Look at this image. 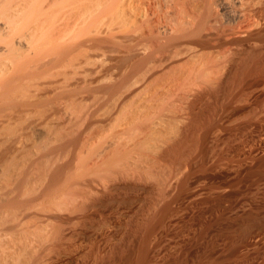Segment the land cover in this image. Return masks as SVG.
Returning a JSON list of instances; mask_svg holds the SVG:
<instances>
[{
    "label": "bare ground",
    "instance_id": "bare-ground-1",
    "mask_svg": "<svg viewBox=\"0 0 264 264\" xmlns=\"http://www.w3.org/2000/svg\"><path fill=\"white\" fill-rule=\"evenodd\" d=\"M34 1L35 0H0V44L3 46L2 49L0 48V110H4V108L7 109L9 107L17 108V109H21V108L24 109L25 108L24 110H27V109L29 110L31 108H35L33 106L40 105L39 100H41V103L45 105L46 103H45L44 99H46L48 97L44 96L46 98L43 97L44 98L43 99V98H41L42 97L41 96L40 99H38V100H35V99L37 97L39 98V96H38L39 94L42 95L43 92L46 93L45 92L46 90L55 86V83H57L56 80L53 83L54 85H52V82L49 81V79L53 80V78H54V77L50 78V75H51L50 72L55 66H57L58 63L63 64L62 62H65V57L68 56V54L70 53V50H71V48L68 46L69 42L67 43V38H66L67 32H68L67 26L69 25V23L67 22L68 19H66V17H65V21L64 20L60 21L61 23H62V21L65 22V24H62L64 28L62 27L61 30L59 29V31L57 33H51L50 28H51V22H52V16L53 15L51 16V13H49L51 11H49L47 13V11H48V10L46 11L47 7H46V9L44 7L43 8L40 7L38 9L39 10V12H37V14L39 13L38 15H40L44 10L45 11L40 16H38L37 19L35 18L36 20H34V22H35L34 26L30 27V28H32L31 32H30V28H29V32H30V34L28 35L29 37L27 36L25 38L26 34L24 35V38L22 37L23 39H25V42L23 44L24 45L23 50L20 51L18 48L15 47V45L13 46V41L8 42L7 37H5V38H7V40L4 39V37H2V34L7 35V36H9V35L13 36V34L11 35V33H14V32L16 33V30L19 29L21 22L26 17L28 18L29 16H31L29 13H32V11L30 9H32V5L34 4ZM38 1L40 2V0H37L35 2H38ZM99 1H97V2L100 3ZM118 1L119 0H117V2ZM135 1L143 2L144 8L142 7V9H138L139 8V6H138L137 10H134V12H133L134 14L131 13L134 15V16L132 15L133 18L131 20L134 23V25H133L134 30L131 29V30H133V31H131V33H130V31H128L129 29L128 30L125 29V27L128 26V24L126 25V23H125L127 18L124 20V17L121 16V17H118V19L120 20V21H118V23L119 24L121 23L122 24L121 26H119V25L116 26L115 25L117 23L116 21H115L116 23H113L116 26V27H114L115 30L112 27L113 21L112 22L109 21V23H111L110 28H113V29H111V30L107 29L108 31H106V34H107V32H109L107 40H106V38L104 40V39L99 37V36H101V33L99 34V36L97 38H100L101 41H103V42L108 41V39L113 41V42H111L112 44H110L112 46H111V50H109V51L111 52V54L112 53L118 54L117 52L119 51L120 46H119V42H116V39H117L118 33H120V35L123 34L122 37L120 36L121 40L122 39L123 40L124 39L129 40L132 43L131 47H132L133 51L131 50V52L132 53H134V51H135V53L137 52V54L134 53L135 57L138 58L137 61L134 60L136 62L135 66H137V67L142 66L150 58V55L148 53L142 52L139 54V51H138L140 49V47L142 45H144L145 42H147L146 39H148V41H152V42L155 41L156 43L161 44V45L158 44L159 45L158 48L163 49V50H164V47L169 46L167 44H171V43L173 44V42L176 40H178V42H180L181 44H189L191 46L194 45L193 47H202V48L206 47L207 48L208 45H211V46H219L218 48H220L221 46H224L227 44H229V45L230 44H236V46H237V43H239V41L237 40L236 37L239 34H241V33H239V32H241L240 30L245 29V31H243V30L242 31L248 33V35H249V33H251V31H253V30L255 31L256 29H254V28L257 27L258 28L257 33H259L258 37L260 36V38L264 41V22H263L264 19H262L263 18L262 15H263V11H264V3H263L264 1L263 0H239V4H237L238 6L236 8H238V10L240 11L241 17L240 16L239 17L242 19V21H241V23H237V24H240L242 26H239L238 28L231 27V29L227 28V29H224L222 31L219 30L220 28L218 29L214 26V21L216 20L217 17L215 14H213L214 13L213 8H214L217 0H166L167 2L171 3V6H173V8H174L173 9L168 5L170 10L172 9V11H174L173 12L174 13V16H173L174 19L171 18L173 20V21L171 20L172 23H170L171 21L170 22L164 21L166 23V25H165V29L161 28L163 30L160 29L161 25L159 26V23H157V20L153 21V20H151V17H150L152 12L154 15L153 8H155V7H153V6L162 3L163 0H135ZM46 2H47V0H46ZM44 3H45V1H44ZM52 3H51V5H52ZM82 3H83V1H82ZM134 4H135V2H134ZM166 4H168V3H166ZM35 6H37V5H34V8L36 9L37 7H35ZM40 6H42V5H40ZM53 6L56 7V5H53ZM58 6H59V4H58ZM58 6H57V8L59 9ZM85 6H86V8H85ZM85 6H84V8H81V10L83 9V11H84V10L88 9L87 5H85ZM90 6H91V3H90ZM101 6H102V4H101ZM52 7H50V9ZM55 7H53V10ZM116 7H115V9H116ZM34 8L32 10H34ZM91 8H92V6H91ZM100 9H101V7H100ZM119 9H120V7H119ZM159 9L161 10L160 7H159ZM234 9H235V7H234ZM41 10H42V12H41ZM88 10H90V9H88ZM157 10H158V8H157ZM170 10H169V12H170ZM125 11H127V10H125ZM239 11H237V12L239 13ZM55 12H57V11L55 10ZM97 12H99V10ZM117 12H119V11H117ZM34 13H36V12H34ZM124 13H127V12H124ZM167 13H168V11H167ZM234 13H235V11H234ZM80 14H82V13H80ZM77 15H79V14H77ZM90 15H92V14H90ZM119 15H120V13H119ZM34 16L35 15H33V18H34ZM65 16H67V15H65ZM73 16H74V14H73ZM157 16H159V15H157ZM55 17H57V15ZM69 17H70V14H69ZM114 17H116L115 14H114ZM27 18L25 21L28 20ZM55 19L57 20V18H55ZM83 19L84 18H82V20ZM32 21L33 20H31V23H32ZM23 24L25 26V23H23ZM244 24H247V25L243 26ZM27 26H28V24H27ZM94 26H96V25H94ZM108 26H109V24H108ZM108 26H107V28H108ZM59 28H61V27H59ZM252 28H253V30H251ZM115 31H117V33ZM17 35H18V33H17ZM17 35H15V36H17ZM243 35H244V33H243ZM93 38H96V37H92V40H93ZM89 39H87V40L90 41ZM100 39H99V41H96V43L101 42ZM163 40L166 41V43H165L166 46H164L165 44H162L161 41H163ZM119 41H120V39H119ZM11 42H12V44H11ZM20 42H22V41H20ZM174 44L176 45V42H174ZM240 44H242V43H240ZM211 46H208V47H211ZM144 47H145V45H144ZM167 49H168V47H167ZM174 49H176V48H174ZM155 50H156V48H155ZM155 50H154V52H155ZM194 50H195V48H194ZM175 51L177 52V50H175ZM175 51H174V53H175ZM188 51H190V50H188ZM197 51H199V50H197ZM105 54H107V52ZM142 54H143V56H142ZM152 54H153V52H152ZM258 54H262V53H258V52L256 53L255 52V53H252L248 56L246 55L247 57H245V59L242 58L243 60L241 61V63L239 62L240 65L238 67H236L235 69L230 67L233 70L231 72L229 71L230 72L229 75L226 74L228 77H226V75H225V77H226V78L224 77L225 81H224V83H222L220 88L226 90V92H229V94H230L231 87H233V86L240 87V85H241V88H242V85L245 81V78H247L248 75H250L254 72L256 73L255 70H258L259 72L264 70V56L261 57ZM263 55H264V53H263ZM105 56L107 57V60H109V55L108 56L105 55ZM105 56H104V58H106ZM110 59H112V56ZM105 61L102 60V62H105ZM98 62H100V61H98ZM65 63L68 64L69 61H68V63H67V61ZM65 65H64V68H65ZM105 66L103 64L101 65V70H99L100 71L99 73H101V75H100L101 77H99V79H102L104 82H107L109 69L107 67L108 65L106 67ZM69 67H70V65H69ZM62 71H63V69H62ZM252 71H254V72H252ZM64 72H66V70ZM112 73H114V72L112 71ZM89 74H86V75H89ZM110 76H111V74H110ZM57 77H56V79H57ZM64 78H66V77H64ZM69 78H68V80H69ZM258 80H259V78H258ZM57 81H58V79H57ZM246 81H248V80H246ZM104 82H101V85L99 86L100 91H98V93L101 92V93H105L106 96L108 95L107 97H109V99H107L108 101L105 102V103H107L109 101L110 102L113 101V98L116 96V94L118 93V90H120L121 88H120V85H118L119 83L117 84V82H116V84L115 83L109 84L110 82L107 84ZM85 83H87V82H85ZM59 85L60 84H58L57 86H59ZM255 85H256V83H255ZM97 87H98V84H97ZM54 88H57V87H54ZM54 88H53V90H54ZM228 88L230 90H227ZM51 90H52V88H51ZM51 90H48V92ZM91 90H92V88H91ZM91 90L88 87L85 89V91L88 92L89 95L92 94L93 90L92 91ZM229 94L227 93V95H229ZM70 95H73V94L71 93ZM199 97H197V98H199ZM116 98H118V97H116ZM197 98L194 101L192 100L189 103V108L187 107V110L190 109V111H191L189 115L187 114L188 117H185L186 115H184V116L179 115L180 116V117H178L180 119V126H178L179 128H177L176 125H175L176 126L175 128L173 127L174 125L172 126L174 120L176 121L178 118H176L174 116L171 117L172 114L170 112H168V113H170L171 115H169V116L166 115V114H168V113H166V110H168V109H165V107H163L164 104H161L162 102L158 99L157 95H152L151 97H149L148 99H146L142 103H140V104L138 103L139 105L137 104V106H134V105L133 106L130 105L131 107L126 106L127 110L124 108L126 104L123 105L121 103L123 106H121L122 109H120V106L117 105V101L114 100L115 103L113 102L112 103L113 105H111L107 109V111H105V113L102 112L103 115L100 114L102 116L98 115V118L95 120H94L93 116L95 115V113L97 111L94 113L92 112L93 114L87 112L88 115H87V117H85L86 119H85V123H84L85 127L89 129V128H92L93 126H95L96 131H94V132L96 133V136L92 133L91 134L89 133L87 135L88 136L87 139H85L86 140L85 142L87 145L90 144V142H92V144H93V141H95V139L97 137V138H99V140L96 143V144H98V146L96 148L95 144H94V146L88 145L91 147V148L89 147L90 149L95 147V148H93V150H90L87 146H85V147H87V149H89V150L86 149L85 153L87 155L83 152V151H85V148H84V150L82 152L85 154V156L80 154L81 158L79 161H77V162H81L82 157L84 156L82 163L81 164L78 163L81 167L79 168V166H77V167L75 166L77 169H80V170H77L75 168L76 172L68 175V177L65 179L66 181H64L65 183H63L64 185L60 183L62 176H63V173H64V168H62L63 166L56 167V168L53 167V169L51 170L49 165L46 164L43 167V169H41L42 172L44 171L43 173H45V172L47 173V171H48L49 176H50L49 179L51 180V181L50 180L49 181L52 183L50 185H53L52 188L51 187L49 188V190H51L50 191L51 196L53 197L51 199V202H50L51 205H49V203H48L49 207L46 206L47 208H45V209L40 208V209H43V210H41L42 212L39 210L40 213H44V214H37V212H36L37 215L36 214L33 215L34 213L27 212V209L25 210L24 207L29 204V201L27 200L28 201L27 204H26V202L25 203L22 202V204H20L21 203L20 200H18L14 195L12 196V193H10V190H9L10 189L9 186H11L10 181H7L5 184H4V182H5L4 181L2 185L0 184L1 185L0 186V264H37V262H38L37 256H39V255H38V251L35 249H39V250L41 248L43 249V245H46L47 241H49L50 244L52 242L51 246H54L53 247L54 249H56L58 246H60L62 244V242L65 239H67L65 237L68 235L67 232L69 233L70 230L67 231L66 228L69 226L68 224L71 225V223H73L72 220L74 219V217L76 215L79 217L78 214L81 215L82 212H83V214H85L84 211H86L87 209H90V207L91 206L93 207V205L95 206L96 203L99 202L103 197H105L106 194H110V192L117 189V187L119 185H122L123 183L129 182L132 179L134 182H136V180L140 178L139 179V182H140L141 176H143L142 171L144 172V169L146 167H148L150 165V163L152 164L151 161H155L153 159H155L156 156H157V158H158V156H160L163 159L169 158V157L173 158L175 160L180 159V162L184 161L185 163L187 162V163L192 164L193 161L190 162L191 159L195 160V158H196V157L195 158H192V157L197 156V155H198V157L200 155H204V156L207 155L206 154L207 150H205V148L209 143L212 128H213V126L215 127L214 123H216L217 121L216 122L211 121L212 118H211L210 114H207V115L211 119L208 116L204 115V113H202L197 108V101L200 99V98L199 99H197ZM157 99H158V101L161 102L160 104L157 101ZM47 101H48V99H46V102ZM154 101H156V104L158 102V104L162 105V107L157 106L158 104L157 105L155 103L153 104ZM49 102H50V100L47 103H49ZM71 102H73V100ZM103 103H104V101H103ZM70 104H72V103H70ZM96 104H98V103H96ZM118 104H120V103H118ZM168 104L169 103H167V105ZM99 105L96 107H99ZM107 105H109V103ZM127 105H129V104H127ZM167 105H165L166 108L168 107ZM42 106H41V108H43ZM72 106H73V104H72ZM172 107H174V106H172ZM87 109H89V107ZM172 109H174V108H172ZM124 110H126V111L124 112ZM170 110H168V111H170ZM102 111H103V109H102ZM188 113H189V111H188ZM207 113H209V112H207ZM255 113H257V112L255 111ZM258 113H260V112L258 111ZM38 115H39V113H38ZM75 115H77V114H75ZM258 115L255 116V114H254L255 117H257ZM261 115L262 114L260 113V116ZM263 115H262V117H263ZM250 117H252V116H250ZM263 118H262V121L264 120ZM38 119H39V117H38ZM168 119H170V120H168ZM260 119L261 118H259V120ZM48 120H49V118H48ZM53 120H54V118H53ZM167 120L171 124L170 125L169 123H167V125H170L171 127H173L171 130L175 131V134L179 133L180 137H178V140L176 139V141L173 144L170 143V140L172 139L171 138L169 140V143H168L170 145L168 146V144H167L166 146H168V147L161 150V148H163V147H161L160 144L163 145L164 142L167 139H169L168 137L170 136V135H168L169 133H167V137H165L164 134H165L166 130L163 131L164 125H166L164 123H166ZM260 121L257 122L255 120V118L254 119L250 118L249 120L247 118L246 121H243L241 123L238 122V124H235L234 122H232V124H231V121H230V123L225 122V121H224V123H221L222 126H220V127L226 129V135L225 136H227V137L225 139L226 140L228 139L226 142V146L223 148V150L224 149L225 150L222 151L221 153H218L217 160L214 161V159H213V162H210L211 160L208 161L206 158L205 159L202 158L204 160L202 161V163H200L201 162V160H200L199 161L200 165L198 167L196 166V168H195V166L194 167L189 166L190 164L188 165L186 163V166L188 165L190 167V170L187 171L186 174H184V176L182 175L183 177L181 176L182 178L180 177V179L175 184L173 183L174 186H172V187H175L174 189L176 190V194H174L175 196L173 195L174 200L177 201V199H181L182 196L183 197L185 196L184 199H187V200L189 199V202L191 204H193V203L197 204L198 209H199V211H197L198 212V215H197L198 221L196 222V227L194 230L195 233H193L194 236L192 235L193 239L191 240V243H194L195 245L194 244L193 245L195 247H196V245H200V246L202 245V246L198 251H194L193 254L191 253L193 255L191 257V264H264V205L261 204V205L256 206V207H253L251 205L252 206L251 209H249L247 211L242 210V212L241 211L237 212V209H236L242 203L241 202L242 200L245 201L242 198L240 199L241 201L238 200L239 197L243 196L242 195L243 192H249L248 195H250L251 194L250 192H254L255 189L260 188L261 185H264V137H262L263 134H261V135L259 134L260 135L259 137L257 136L258 134H256V136L258 138L256 136L253 137L252 135L248 136V135H250L248 133H250V132L253 133L252 129L254 130V128H257L255 126H258L259 125L258 123H260ZM262 121L260 124H262ZM40 122H41V120H40ZM73 126H75V125H73ZM259 127H260L259 131H260L261 128L263 129L264 125L263 126L261 125ZM22 128L23 127H21L20 129H22ZM11 130L13 131L12 128H11ZM11 130H9V131H11ZM16 130H17V127H16ZM245 131L248 132L247 133L248 135L243 134V136L245 135L244 139H243L240 137V135L242 133H244ZM259 131H257V132H259ZM263 132H264V130L263 131L261 130V132H259V133H263ZM224 134H225V131H224ZM8 135L3 140H2L3 137L0 139V160H2L4 158V156L9 154L13 149L17 150V148L19 147L18 144H20L19 139L16 136H13V134H12V136H8ZM14 135H15V133H14ZM18 136H19V133H18ZM93 136H95V137L93 138ZM246 136H248V137H246ZM91 140H93V141H91ZM160 142H163V143H160ZM9 155H11V154H9ZM43 156H44V154H43ZM205 157H207V156H205ZM42 164H44V163H42ZM147 170H145L146 175H144L143 177H146L148 175V172L150 173L148 175L149 177L151 174H153L149 170H148V172H146ZM196 170L197 171H203V172H213V173L219 172L220 175L223 176L222 177L223 181L219 182V184H217L216 186H213L214 185V183H213V185H211V187H210V191L208 190L209 188L206 189L209 191V193H207L208 192L207 191L206 194L204 193V191H205L204 189L195 188L196 186L194 187V189H190L189 188V186H190L189 185L190 184L189 178H190V175ZM22 173H24V172H22ZM3 176H5V174ZM136 177H137V179L135 180L134 178H136ZM23 178L24 177L20 178V181H22ZM13 181H14V179H13ZM137 182H138V180H137ZM58 183H60V184H58ZM56 184L60 185V186L58 187ZM130 189H132V187H130ZM28 192H31V191H28ZM257 193H259V191ZM13 194H15V193H13ZM28 198H30V197H28ZM31 200L32 199H30V201ZM174 200H171V201H174ZM247 200H248V198H247ZM243 204H245V203H243ZM45 205H47V204H45ZM38 208H39V206H38ZM35 209H37V208H35ZM35 209H32V210H35ZM242 209H243V207H242ZM29 210H31V209H29ZM173 211H175V210L173 209L171 203H166L164 206H162L158 209H155L152 213H150L151 212L150 211L149 212L150 214L148 213L149 214L148 217L143 218L142 220H137L136 222H134V224L130 227L129 232L126 235H124L123 237H121L120 241H118L115 244L116 245L115 247H113V248L111 247L112 249L110 250V253L108 254L106 252L108 254V255L106 254V257L108 258V260L107 259L104 261L99 260L100 263L102 262V264H103L106 261V262H108L107 264H153L154 261H156L157 251L154 249L156 246L153 244L152 238H153L156 230H158L159 227L161 228L163 224H165L166 222H170L169 217L173 213ZM83 214H82V217L84 218L85 215L83 216ZM77 216L75 217V219H77ZM84 220L87 221L86 218L83 219V222H84ZM47 221H48V225L50 228H51V226H53L52 231L50 232L51 233L50 236H49V232H48L49 230L48 231L46 230L48 228L47 227H46V229L42 228V226H43L42 224H44ZM76 221L80 222L81 220L78 218V220H76ZM79 222H77V223H79ZM81 222H80V224L83 223V222L82 223ZM49 223L52 225H50ZM65 225H68V226L65 227ZM74 229H76V228L74 227ZM44 230H46L47 232H45ZM76 230L73 231L72 234H69V235L70 236L74 235V234L76 235V232H77ZM261 230H263V231H261ZM102 232H103V230H102ZM46 233H48V238L49 239L51 238V240L47 239ZM81 233L83 235L84 232L81 231ZM77 235H79V234H77ZM84 235H83L82 239H81V236L80 237L74 236V237H76V238L78 237L79 239L83 240V238L86 237ZM107 235H108V233H107ZM103 236H105V235H103ZM74 237H73V240H74ZM100 237H102V236H100ZM92 239L93 238H91V240ZM94 239H96V238H94ZM87 240H88V238H87ZM72 242L77 243V242H79V240L77 242L76 241H72ZM92 242H93V240H92ZM95 242L96 241H94L93 244H96ZM218 242L220 244V247H218L219 246ZM83 243H84V241H83ZM74 244H71V245H74ZM40 245H42V246H40ZM85 245L87 246V244H85ZM89 245H91V244H89ZM48 246H50V245H48ZM76 247H80L79 243H78V246H76ZM76 247L74 246L73 248H71V247L70 248L75 250ZM81 247L82 248H77L78 250L77 249L76 250L79 252V250L82 249L81 251H83V244L81 245ZM84 248H85V246H84ZM90 248H91V246H90ZM196 248H198V247H196ZM48 250H49V248H48ZM93 250H95V249H93ZM93 250H91V252ZM36 251H37V255L35 254ZM41 251L42 250H40V252ZM77 251H75V252L77 253ZM186 251L182 252V255L175 257L174 260H172L171 264H180L181 261L188 260L189 259V256H188L189 251H187V252ZM99 254H101V253H99ZM40 258H41V256H40ZM97 258H99V257H97ZM101 258L105 259L103 256ZM83 259H84V257H83ZM42 261H44V260H42ZM99 261L97 260L98 263H96V264H100ZM68 262H69V260H68Z\"/></svg>",
    "mask_w": 264,
    "mask_h": 264
},
{
    "label": "rangeland",
    "instance_id": "rangeland-1",
    "mask_svg": "<svg viewBox=\"0 0 264 264\" xmlns=\"http://www.w3.org/2000/svg\"><path fill=\"white\" fill-rule=\"evenodd\" d=\"M35 1H37V0H35ZM35 1H34V4L32 5V9L34 8V5H37V6H35L37 8L36 9L34 8L35 11L30 9L32 11V13H29L31 16L28 15L30 18L26 17L28 20L25 21L26 20V18H25L22 21L23 23H25V26L21 22V25L23 27L20 25L19 29H18L19 31L16 30V33L15 32L11 33V35L13 34V36H10V35L7 36V35L2 34V37H4V39H6V40L8 38V42L13 41V46L15 45V47L18 48L20 51L23 50L24 49L23 44L25 42V39H23L24 35L26 34L25 35V38H26L30 34L31 29H32L30 27L34 26V23H35L34 20H36L37 17L40 16L45 11L44 10L42 12V10H41L42 13L40 12L41 14L38 15L39 14V13L37 14V12H39L38 9L40 7H42V8L44 7L46 9V7H47V9H46V11L48 10L47 13L49 11H51L49 13H51V16L53 15L52 16V22L53 23L51 22V28H50L51 33H57L59 31V29L61 30L63 27L62 24H65V22H64L65 17H66V19H68L67 22L69 23V25L67 26L68 32H67L66 38H67V43L69 42L68 46L71 48V50H70V53L68 54V56L65 57V62L67 61V63H68V61H69V63L68 64H66L65 62H62L63 64L58 63L57 66H55L56 68L54 67L55 69L53 68L54 70L52 69L50 72V74H51L50 78H52V77H54V78H53V80L49 79V81H51L52 85H54L53 83L56 80L57 83H55V86L51 87L52 90H51V88L48 89L51 91L48 92V90H46L45 91L46 93L43 92L42 95L39 94L38 95L39 98L37 97L35 99V100H38V99H40L41 96H42L41 98H43L44 96L48 97V98H46V97H44V98L48 99V101L50 100L49 103H47L48 101L46 102V99L43 98L45 103H46L45 104L46 106L41 103V100H39L40 101L39 103H40V105L41 104L43 105V106L41 105L43 108H41V106L38 105V106H33L35 108L29 109L30 111L28 109L24 110L25 108L24 109L21 108L22 109L21 110V109L11 108V107H9L7 109L4 108V110H0V139L3 137L2 138V140H3L5 137H7L8 134H9L8 136H12V134H13V136H16L19 139V143H20V144H18L19 149L18 148H17V150L13 149L9 153L11 155L7 154L4 156V158L2 160H0V184L2 185L4 181H5L4 184L7 181H10L11 186H9L10 187L9 190H10V193H12V196L14 195L18 200H20V202H21L20 204H22V202L23 203L26 202V204H27L28 201H29L30 205L32 204L31 205L32 207L29 204L26 205L25 207L23 206L25 208V210L27 209V212L34 213L33 215H35L36 212H37V214H44V213H40V211L47 208L46 206H48V203H49V205H51L50 202H51V199L53 197L51 196V193H50L51 190H49V188L50 187L52 188L53 185H50L52 183L50 182L51 180L49 179L50 176H49L48 171H47V173L46 172L43 173L44 171L42 172L41 169H43V167L46 164L49 165L51 170L53 169V167L56 168V167L63 166L62 168H64V173H63V176H62L60 183L61 184L65 183L64 181H66L65 179L68 177V175L75 173L77 166H79V168L81 167L79 164L82 163L83 157L86 154L85 152H86L87 147L89 148L90 146H94V144L96 145L95 146L96 148L98 146V144H96V143L99 140V138H97V137H96L95 141H93L94 139L91 140V141H93V144H92V142H90V144H88L90 146H88L85 142L86 141L85 139H87V137H88L87 135L89 133L90 134L92 133L96 136V133L94 132V131H96L95 126H93L94 128L92 127L89 129L85 127V124H84L85 119H86L85 117H87L88 113H92V112L94 113L97 111L95 113V115L93 116L94 120L97 119L98 115L102 116L103 115L102 112L105 113V111H107V109L111 105H113L112 103L113 102L115 103V101H117V105L120 106V109H122L121 106L126 104L124 108L127 110L126 106L127 107L128 106L131 107L130 105L137 106L138 103L139 104L142 103L143 101H145L146 99H148L152 95H157L158 99L162 102L161 103L157 99L159 104L160 103L164 104L163 107H165V109H168V110L171 109L170 111L166 110V113L170 112L172 115L170 113H168L166 115L167 116L171 115V117L174 116V117L178 118V117H180L179 115H181V116L186 115L185 117H188V115L191 112L190 109L187 110V107L189 108V103L192 100L194 101L197 97L200 96L199 97L200 99L197 98V99H199L197 101V108L202 113H204V115H206V116H208L207 114H210V116L213 120L209 116L208 117L211 119V121H213V122L217 121V122L214 123L215 127L213 126V128H212L209 143L205 148V150H207L206 151L207 155H205V156H207V157H205L204 155H200L198 157V155H197V156L192 157V158L196 157L195 160L191 159L190 162L193 161L192 164L186 162L188 165L190 164L189 166H193V167L195 166V168H196V166L198 167L200 165L199 161L201 160L200 163H202V161L205 158L208 161L211 160L210 162H213V159H214V161L217 160L218 153H221L222 151L225 150V149L223 150V148L226 146V142L228 139L227 140L225 139L227 137V136H225L226 135V129L220 127V126H222L221 123H224V121L230 123V121H231V124H232V122H234L235 124H238V122L241 123L243 121H246L247 118H248V120L250 118L251 119L255 118V120L257 122H259L260 120L262 121V118L264 117V115H263L264 114V70H262L261 72H259L258 70H255L256 73L254 71H252L254 73L248 75L247 78H245V81L242 85V88H241V85H240V87L233 86V87H231V90L228 88L227 90H230V94L232 93L231 95L229 94V92H226V90L220 88L222 83H224V81H225V79H224L225 75L226 74L229 75L233 69L238 67L240 65L239 62L241 63V61L243 59H245V57H247L248 55L255 53V52L256 53L257 52L262 53V54H258L261 57L264 56L263 55V53H264V41L260 38V36L258 37L259 33H257V31H258L257 27L254 28V29H256L255 31L252 28L251 30H253V31H251V33H249V35H248V33L243 32V31H245V29H242L243 31L240 30L241 32H239V33H241L242 35L239 34L236 37L237 40L239 41V43H237V46H236V44H230L231 46L229 44H227V45H224L225 47L221 46L220 48H218L219 46H211V45H208L211 47L207 46V48L206 47L205 48L193 47L194 45L191 46L189 44H181L180 42H178V40L174 41V42H176V45L173 42V44L172 43L167 44L169 46H166V44H165L166 41L163 40L161 42H162V44H165L164 46H166V47H164V50H163V49L158 48L159 45H161V44L156 43L155 41H153L154 42L153 43L152 41H148V39H146L147 42H145V41H144L145 43L143 42L145 47H144V45H142L138 51H139V54L142 52L148 53L150 55V58L142 66L137 67V66H135L136 65L135 61H137L138 58H136L134 55L135 51H134V53L131 52L132 43L127 39L121 40V37L123 35L122 33H121L122 35H120V33H118V36L116 39V42H119V46H120V49L117 52L118 54H116V53L111 54V52L109 51V50H111V46H112L110 44H112L111 42H113V41L108 39V41L103 42V41H101L100 38H102L104 40L106 38V40H107L108 33H109V32H107V34H106V31H108L107 29L111 30L118 25L119 26L122 25L121 23L120 24L118 23V21H120L118 19V17H121V16L124 17V20L127 18L125 23H126V25L128 24V26L130 28L127 26V27H125V29H127V30L129 29L128 31H130V33H131V31L134 30V28H133L134 23L131 21L133 16H134L133 12H134V10H137L138 6H139L138 9H142V7L144 8L143 2H141V1L139 2V1H135V0H121V1L119 0L118 2H117V0H104V1L103 0H100V1L99 0H96V1L95 0H85V1L84 0H47V2H46V0H40V2L39 1L35 2ZM44 1H45V3H44ZM82 1H83V3H82ZM97 1H99L100 3H98ZM165 1L163 0L162 3L153 6V7H155V8H153L154 15H153V12L150 15L151 20H153V21L157 20V23H159V26L161 25L160 29L161 28L165 29V25H166L165 22L166 21L170 22L172 19H174L173 18V16H174L173 12L174 11H172V9L170 10V8H169V6L171 8H173V6H171V3L167 2V1L165 2ZM134 2H135V4H134ZM51 3H52V5H51ZM90 3H91L92 8L90 6ZM166 3H168V4H166ZM58 4H59V6H58ZM101 4H102V6H101ZM237 4H239V0H223V1L217 0L215 6L213 8V12H214L213 14H215L217 17L215 20L216 22L214 21V26L218 29L220 28L219 29L220 31L227 29V28L231 29V27L238 28L239 26H242L240 24H237V23H241V21H242V19L240 18L241 17L240 11L238 10V8H236L238 6ZM40 5H42V6H40ZM48 5L50 7H52L53 5H56V7L53 6V7H55L53 10V7L50 9V7ZM83 5L84 6L87 5L88 9H90V10H88V9H86L84 11H83V9L81 10V8H84ZM57 6L59 7V9L57 8ZM99 6L101 7V9ZM115 7L117 10L115 9ZM119 7L121 10L119 9ZM159 7L161 8V10L159 9ZM234 7H235V9H234ZM85 8H86V6H85ZM157 8H158V10H157ZM55 10L57 12H55ZM98 10L100 13L97 12ZM125 10H127V11H125ZM169 10H170V12H169ZM233 10L235 11V13ZM78 11L82 14H80ZM117 11H119V12H117ZM167 11H168V13H167ZM237 11H239V13ZM34 12H36V13H34ZM124 12H127V13H124ZM119 13H120V15H119ZM131 13H133V14H131ZM69 14H70V17H69ZM73 14H74V16H73ZM77 14H79V15H77ZM90 14H92V15H90ZM114 14L117 18L114 17ZM33 15H35L34 18H33ZM56 15H57V17H55ZM65 15H67V16H65ZM157 15H159V16H157ZM263 15H264V11H263ZM263 15H262V17H263L262 19H264ZM95 16L97 18L98 17L99 18L97 19ZM55 18H57V20ZM82 18H84V19L82 20ZM31 20H33L32 23H31ZM61 20H64V21H62V23H61L60 22ZM109 21L110 22L113 21L112 22L113 28H110L111 23H109ZM172 21L170 23H172ZM263 22H264V20H263ZM113 23H116L115 24L116 26ZM27 24H28V26H27ZM108 24H109V26H108ZM94 25H96V26H94ZM246 25L247 24H244L243 26H246ZM58 26L61 28H59ZM107 26H108V28H107ZM29 28H30V32H29ZM131 29H133V30H131ZM163 29H161V30H163ZM114 30H115V28H114ZM115 32L117 33V31H115ZM242 32L244 33V35ZM17 33H18V35H17ZM100 33H101V36H99ZM14 34L17 36H15ZM98 36L100 38H97ZM5 37H7V38H5ZM92 37H96V38H93V40H92ZM87 39H89L90 41H88ZM99 39L101 42L96 43V41H99ZM119 39H120V41H119ZM20 41H22V42H20ZM240 43H242V44H240ZM11 44H12V42H11ZM2 47L3 46L0 44L1 49H2ZM167 47H168V49H167ZM155 48H156V50H155ZM174 48H176V49H174ZM194 48H195V50H194ZM153 49L155 50V52ZM175 50H177V52ZM188 50H190V51H188ZM197 50H199V51H197ZM174 51H175V53H174ZM106 52H107V54H105ZM152 52H153V54H152ZM135 54H137V52ZM105 55H107V56L109 55V60H107V57ZM104 56L106 58H104ZM111 56H112V59H110ZM142 56H143V54H142ZM102 60L103 61L106 60V61L102 62ZM98 61H100V62H98ZM102 64L104 66L108 65L107 67L109 69V74L107 77V82H104L102 79H99V77H101L100 76L101 73H99L100 72L99 70H101ZM64 65H65V68H64ZM69 65H70V67H69ZM230 67H232L233 69ZM62 69H63V71H62ZM65 70H66V72H64ZM111 70L114 73H112ZM86 74H89L90 76L86 75ZM110 74H111V76H110ZM60 75L61 76L63 75L66 78H64L63 76L61 77ZM227 75H226V77H228ZM55 76L57 77L58 81H57ZM68 78H69V80H68ZM258 78H259V80H258ZM246 80H248V81H246ZM85 82H87V83H85ZM101 82H104L107 84L109 82H110L109 84H113V83L116 84V82H117V84L119 83L118 85H120L121 89L118 90V93L114 97L115 99L113 98V101H111V102L109 101V102L105 103L106 101H108L107 99H109V97H107L108 95L106 96L105 93H101V92L98 93V91H100L99 86L101 85ZM255 83H256V85H255ZM58 84H60V85L57 86ZM97 84H98V87H97ZM86 86L88 88H90V90L92 88V90H93V91L91 90L92 94L89 95L88 92L85 91V89L87 88ZM54 87H57L58 89L54 88ZM53 88H54V90H53ZM71 93L73 95H70ZM227 93L229 95H227ZM116 97H118V98H116ZM72 100H73V102H71ZM103 101L105 104L103 103ZM158 102H157V104H158ZM70 103H72L73 106ZM96 103H98V104H96ZM108 103H109V105H107ZM118 103H120V104H118ZM154 103L156 104V101H154L153 104ZM167 103H169V104L167 105ZM127 104H129V105H127ZM159 104L157 106L162 107V105H159ZM98 105H99V107H96ZM165 105H167L168 107L166 108ZM172 106H174V107H172ZM88 107H89V109H87ZM172 108H174V109H172ZM102 109H103V111H102ZM126 110H124V112ZM188 111H189V113H188ZM255 111L257 113H255ZM258 111L263 115V117H262V115L260 116V113H258ZM207 112H209V113H207ZM38 113L40 116L38 115ZM75 114H77V115H75ZM100 114H102V115H100ZM254 114H255V116L258 114L259 115L257 117H255ZM250 116H252V117H250ZM38 117H39V119H38ZM258 117L261 119L259 120ZM48 118H49V120H48ZM53 118H54V120H53ZM40 120L42 123L40 122ZM168 120H170V119H168ZM168 120L166 123H164L166 125H164L163 131H165V130L167 131V132L165 131V134H164L165 137H167V133H169L168 135H170L171 137L169 136L168 137L169 139L166 138L168 141L166 140L163 145L160 144V146L163 147V148H161V150L164 148H167L170 145L168 143H169V140L171 138L172 139L170 140V143L173 144L176 141V139L178 140V137H180L179 133L175 134V131L171 130L173 127L175 128L176 126H177V128H179L178 126H180V119L178 118L177 119L178 121L174 120V122L172 124V126L174 125L173 127L170 126L171 124L168 122ZM261 121H260V123H261ZM167 123H169L170 125H167ZM260 123H258L259 124L258 126H255V127H257V128H254V130L256 129L255 131L252 129L253 133H251V132L248 133L247 131H245L246 133L245 132L242 133L240 135V137L244 139L245 135L243 136V134H247V133L250 134V135L247 134L248 136L252 135L253 137H255L256 134H258L257 136L259 137L261 134H263L262 137H264V132L259 133V132H261V130L262 131L264 130V127H263V129L261 128L259 131V128H260L259 126L264 125L263 124L264 120L262 121V124H260ZM73 125H75V126H73ZM16 127H17V130H16ZM21 127H23V128L20 129ZM11 128L13 129V131L11 130ZM8 129L11 131H9ZM224 131H225V134H224ZM257 131H259V132H257ZM17 132L19 133V136H18ZM14 133H15V135H14ZM95 136H93V138ZM248 136H246V137H248ZM160 143H163V142H160ZM167 144H168V146H166ZM85 146H87V147H85ZM95 147H93V148H95ZM84 148H85V151H83ZM93 148L90 150H93ZM89 149H87V150H89ZM43 154H44V156H43ZM80 154L84 155V156L82 157L81 162H77L81 158ZM159 157L160 156H158V158H157V156H156L155 159H153L155 161H151L152 164L150 163V165H149L150 167L148 166L144 169V172L142 171V175L144 176V175H146L145 170L148 169L151 173H153L150 175V177L148 176L150 173L147 170L146 171V172H148V175L146 176L147 178L141 176V181L139 182L140 178L137 179V177H136L134 179L135 180L137 179L138 182H137V180H136V182H134L132 179V180H130L131 182L129 181V182L123 183L122 185H119L117 187V189L110 192V194H106L105 197H103L99 202H97L95 206L93 205V207L91 206L90 209H87L86 211H84L85 214H83V212H82L83 216L84 215L86 216V217L84 216V218H86L87 221L84 220V222H83L84 218L82 217V214L81 215L78 214L79 217L76 215L77 219H75V217H76L75 216L74 219L72 220L73 223H71V225L70 224H68L69 226L65 225V227L68 226L66 229H67V231L70 230V232L68 233L66 231L68 234L67 235L68 237L66 236L65 238H67V239H65L62 242V244L60 246H58L56 249L53 248L54 246H51L52 242L50 244L49 241H47L48 243L46 242V245L42 244L43 249L42 248L40 249V250H42L41 252L39 249H35L38 251V255H39V256H37V261H38L37 264H41L42 262L44 264H46V263L47 264H82V263L83 264H94V263L96 264V263H98L97 260L98 261L99 260L104 261L106 259L108 260V258L106 257V254L107 253L109 254L110 250L116 246L115 244L118 241H120L121 237H123L124 235H126L129 232L130 227L134 224V222H136L137 220H142L143 218L148 217L149 214L152 213L155 209H158V208L164 206L166 203H171V205L175 211H173V213L169 217L170 222H166L165 224L162 225L161 228L159 227L160 229L158 228V230H156V232L152 238V242L156 246L154 249L157 251L156 261H154L153 264H171L172 260H174L175 257L182 255V252H184L186 250L189 251V253H188L189 259L181 261L180 264H191V257L193 256L192 255L193 252L198 251L202 246V245L201 246L196 245V247H198V248H196L194 246L195 244L191 243V240L193 239V236H194L193 233H195L194 230L196 227V222L198 221V218H197L198 212L197 211H199V209H198L197 204H195V203L191 204L189 202V199L188 200L184 199L185 196L184 197L182 196L181 199H177V201L174 200V196H175L174 194H176V190L174 189L175 187H172L180 179V177L182 175L184 176V174H186V172L190 170V167L188 165L186 166V163L184 161L180 162V159L175 160V159L170 158V157L163 159V158H161V157L159 158ZM202 158H204V159H202ZM42 163H44V164H42ZM77 170H80V169H77ZM22 172H24V173H22ZM193 173L190 175V178H189L190 179L189 188L194 189L195 186H196L195 188H202L205 190L204 191L205 194L208 190L210 191V187H211V185H213V183H214L213 186H216L217 184H219V182L223 181V178H222L223 176H221L219 172L213 173V172H203V171H197L196 170ZM4 174H5V176H3ZM22 177H24V178L22 181H20V178H22ZM13 179H14V181H13ZM60 183H58V184H60ZM57 186L59 187L60 185H57ZM130 187H132V189H130ZM206 189H208V190H206ZM28 191H31V192H28ZM209 191L207 193H209ZM258 191H259V193H257ZM13 193H15V194H13ZM250 193L251 194L248 195L249 192H243L242 193L243 196L239 197L238 200H240L242 198L245 201L240 200L242 203L236 208L237 212L238 211L242 212V210L247 211V210L251 209L252 206L256 207V206H259L261 204L264 205V185H261L260 188H257V189H255L254 192H250ZM28 197H30V198H28ZM247 198H248V200H247ZM30 199H32V200L30 201ZM171 200H174L175 202L171 201ZM243 203H245V204H243ZM45 204H47V205H45ZM38 206H39V208H38ZM242 207H243V209H242ZM35 208H37V209H35ZM40 208H43V209H40ZM29 209H31V210H29ZM32 209H35V210H32ZM78 218L83 222L82 223L80 221L82 224H80L79 221H76V220H78ZM77 222H79V223H77ZM42 225H43L42 226L43 229H46V227L48 228L46 230L47 231L49 230L48 232H49V236H50L51 235L50 232L52 231L53 226H51V228H50L48 225V221ZM50 225H52V224H50ZM74 227L77 230L74 229ZM46 230H44V231L47 232ZM75 230L77 232L80 230L79 231L80 233L76 232V235L74 234V235L70 236L69 234H72V232ZM102 230L104 233L102 232ZM81 231L84 232L83 235L85 234L84 236H86L85 238H83V240H81L83 237ZM261 231H263V230H261ZM107 233H108V235H107ZM46 234H47V239H49L48 233H46ZM77 234H79V235H77ZM103 235H105V236H103ZM74 236H78V237L81 236V239H79L78 237L76 238ZM100 236H102V237H100ZM73 237H74V240H73ZM87 238L89 241L87 240ZM91 238H93L92 239L93 242H92ZM94 238H96L99 242ZM49 240H51V238ZM78 240H79V242H77ZM72 241H76L77 243L74 242L75 243L74 244ZM83 241H84V243H83ZM94 241H96L95 243L96 244L98 243V244L97 245L93 244ZM78 243H79L80 247H76V246H78ZM71 244H74V245H71ZM82 244H83V251H81L82 249H80L78 252L77 248H82L81 247ZM85 244H87V246ZM89 244H91V245H89ZM42 245H40V246H42ZM48 245H50V246H48ZM218 245H219L218 247H220L219 242H218ZM72 246L76 247L75 250L71 249V248H73ZM84 246H85V248H84ZM90 246H91V248H90ZM48 248H49V250H48ZM93 249H95V250H93ZM91 250H93L92 251L93 253L91 252ZM37 251L35 252L36 255H37ZM75 251H77V253ZM99 253H101V254H99ZM40 256H41V258H40ZM102 256L105 259L101 258ZM83 257H84V259H83ZM97 257H99V258H97ZM42 260H44V261H42ZM68 260H69V262H68ZM100 261H99V263H100ZM104 263L107 264L108 262L105 261ZM100 264H102V262Z\"/></svg>",
    "mask_w": 264,
    "mask_h": 264
}]
</instances>
